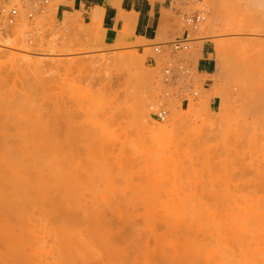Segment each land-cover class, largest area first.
<instances>
[{"label":"rangeland","instance_id":"1","mask_svg":"<svg viewBox=\"0 0 264 264\" xmlns=\"http://www.w3.org/2000/svg\"><path fill=\"white\" fill-rule=\"evenodd\" d=\"M229 1L230 0H174L173 9L167 13V19L162 28L161 36L156 41H134L132 45L128 44L126 47L122 46L116 49L115 47L109 48V46L113 44V41L105 39L101 31V34H99L98 31L95 37H90L84 33L82 34L81 30L87 27L90 22L89 19L84 17L83 13L80 12L65 11L63 14L59 13L58 7L62 0H52L49 4L48 13L41 17H36L34 20L28 21V18L24 16V10L21 9L20 22L8 28L7 32L0 33V37L3 40L8 37L12 39V37L16 36V33L21 31L20 35L22 39L20 38V41L22 43L19 41L17 46L29 50L32 49L31 51L33 52H43V56H41V54L35 55L33 53H28V55L34 57V61L24 60V64L23 59L14 58L10 54V51L19 53L23 51L10 49V46L6 44L0 46V130L4 129L3 132L6 133L4 136H7L4 138L2 134V137L0 135V144H3L2 141H5V143L7 141L6 145L11 143V147H14L15 150H20L22 145L25 143L27 144L28 141V144H25L27 147L22 148V150L31 147L30 149H32V151L29 149L30 152H34L35 148L33 149L32 146L36 147L41 145L36 147V150H48L50 153H47L48 155L51 154V157L49 158V156L45 155L47 153L43 154L41 150L39 153L42 152V156H40L41 153L40 155L38 154V151L34 152V154L31 153L33 156L29 153L25 155L26 152H23V155L20 154V156H23L22 158L28 159L30 156V159H43L41 157H44V155L46 160L51 158L56 160L58 158L56 163L58 164V169L61 168V171L59 169L60 179H58V181L60 180L59 194H61V200L65 198L63 200L65 202H61L62 205L64 206V203L67 204L68 208L70 206V208L73 207L75 209V207L80 206L81 203L82 206L80 207L100 206L97 198L100 196L102 197L104 194H109L108 197H110V194L112 196H114V194L122 196L123 194L121 193L124 192L122 190L121 193L117 191H120V188L123 190L124 188L128 189L126 186L128 184L130 185V181H132L131 183L134 182V180L131 179L135 178L133 174L136 170L134 169H137L135 173L137 174L136 177L139 179L138 181H140H135V185L143 183L147 186L149 183L151 184L148 179H151L152 183L155 182H153L154 179H157L156 182L159 184L162 180L158 181V178L160 177L159 179H161V177L168 174L167 168L164 169L165 173H163V168L165 166L162 168L163 165L161 166V164L156 163L157 166L159 165L158 167L161 166V170L155 166L156 164L154 163L147 164V162H149V160L151 161L153 158V162H160L159 158L161 157L159 155V158L155 157V155H151L153 156L151 159L148 157V154H156L157 151L168 153L170 151L181 150L180 152L183 156L182 160L186 164L185 166H187V168L189 167L188 170L191 174L193 172V175H198L197 177L202 178L204 181L206 186L205 189L203 188L204 185H200L202 187H200L202 193L204 191L210 192L211 190L209 189H212L210 193L214 190V193L221 194L222 192L225 194L236 190V186H238V191L251 190L249 180H254L255 177L264 178V121H259V123L257 121L256 124L255 122H251L252 120L248 122H239L237 118H234L236 122L232 119V117L235 116L234 114H236V107L234 108V104L238 103L240 100V95L237 96L236 94V90L238 94L240 90V88L238 90V84H236V82L240 79L237 80V78L234 77L236 82H234L235 84L233 83V85L235 86H231L229 83L232 81L231 77L234 74L233 72H235L234 66L238 64L242 66L241 63H243V61L244 64L246 60L248 63L250 62L249 65L245 64L246 67L248 66L247 68H249V66L251 67L249 71H251V69L254 70L253 65L255 63L254 67L257 69L256 73L260 72L257 64L260 65L264 61V48L261 50L262 53H259L260 55L258 53L255 54V52H253L254 55H252L253 53L249 51L254 50V48H252V46L249 48L250 45L247 46L246 42H243L244 39L241 40L240 38L245 37V33H248V30L249 32L256 33V37H263L264 16L261 17L258 14L259 9L255 4L248 6V10L246 9V11H250L248 14L253 17V21L249 22V24L251 23L250 25L247 23V27L244 26V24H238L239 27H237L238 22L235 21L236 17L242 13L235 16L231 14L227 9ZM255 11L258 15H256ZM253 13L255 15H253ZM195 14L201 15L202 21L195 25L187 24L185 22V16ZM258 18H260V20ZM256 20L258 22L260 21L262 24L260 23L261 25L259 26ZM255 24L258 27L255 26ZM234 28L239 29L238 34L240 33V36L237 34V31L233 32L236 30ZM184 32H188L192 39V41L186 44L189 48L172 55L171 51L166 47V43L172 42L178 37H182L185 34ZM13 34H15V36ZM169 34L174 35L169 37ZM12 40H14V38ZM205 41L211 42L214 46L215 57L218 64L216 73L211 77L213 85L209 90L204 89L205 78L194 71L192 75L193 87L198 91V95L196 97H190L187 105V103L183 101V84L180 83L176 87L171 88L165 87L162 84V72L166 66L177 61L181 62L184 60L188 65H196L200 44ZM62 44H64V46ZM156 44H162L159 45L160 52L155 51V47L158 46H155ZM126 51L134 53L133 60L134 63H136L130 71L127 70L125 75L127 78H134L141 73L149 74V76L152 75L151 77L154 83V88H152L154 91H151V95L149 94L150 98H148L147 107L144 108V119L140 117L139 111H128V108H126L128 103L126 99H130L127 96L129 93L127 92L126 94L122 91L124 88L122 89L120 87L121 85L119 86L120 83L118 84V82L114 80L116 78L113 79L114 82L107 80L106 82L103 81L105 83L93 81L86 75V72L81 69V66L91 65L93 63L92 59L95 56L103 57L107 55L106 53L108 52L122 53ZM25 53L26 52H23L22 54ZM249 55H252L254 62ZM256 55L259 57L262 55V59L259 58L261 61L257 59ZM41 57L43 62L41 61ZM249 57L251 58L250 60ZM54 62L57 65H55ZM245 65L244 67L242 66V69L245 68ZM235 67L237 68V66ZM244 70L246 69H243V71L240 70L242 75ZM260 74L261 73H259V75ZM237 76L239 75L237 74L236 77ZM241 77L240 74V78ZM117 85L120 87H118L119 90L126 94V101L123 100L124 95L119 93L120 91L118 89V92H115L116 94L112 91L114 87L116 89ZM108 87H112L113 89H104ZM115 89L114 91H116ZM167 91L169 92L168 96L166 95ZM118 93L121 94L123 98H121L122 96L119 97L117 95ZM235 95L237 96L236 99L234 98ZM214 97L219 98L220 104L212 109L211 101ZM159 101L163 102L168 111V116L163 121L152 115V107ZM129 102L131 101L129 100ZM142 102L143 101L140 99L135 103V106L138 104L141 105ZM122 103H124L123 106H125L126 103L123 113L129 114L128 118H121V116H119V110H121L119 108L122 107ZM197 105L204 106L200 110V114H196L193 118L185 117L186 119L180 120L183 113L187 115V111ZM120 114L122 115V111ZM222 115L226 116L224 117ZM229 116L231 118H229ZM223 117H227L228 119H224ZM184 120L186 121L184 122ZM121 121L126 122L122 123ZM168 122L174 123L170 131L163 133L152 132L155 127H159ZM234 122L239 126H236L237 124L235 123V125ZM250 122L251 124H249ZM217 128H219V134ZM227 129L228 132L226 131ZM214 130L216 131L214 132ZM211 131L214 133V136ZM222 138L225 142L221 140ZM226 138L228 139L227 141ZM206 140H209V142ZM31 141L34 143L32 142L33 145L30 144L32 146L28 148L29 142L31 143ZM38 142L39 144H37ZM122 143L123 146L126 145L127 147H123L121 145ZM193 144L195 146H193ZM113 146L114 148L117 147V149H114ZM124 148L129 150L127 151L128 153L124 151L126 150ZM119 149H124L122 151L126 153L129 158L130 156L131 158L133 157L134 159L132 160L131 158L128 159L130 163L135 162V164H130L128 161L132 166L123 163L124 166L122 164L124 158L121 159L122 157H117L118 154L120 155ZM143 150L146 152L144 153L147 158L142 157L144 155L141 153ZM140 153L142 156H140ZM126 154H123L125 158H127L125 156ZM24 155L27 156V158H25ZM52 155H55L54 158ZM110 155L112 157H109ZM115 155L117 158L121 159L114 158L115 160L121 161H117L120 163V167L119 163L116 165L117 162H115V160V163L113 162V157ZM108 157L111 158V160L108 159ZM128 159H126V161ZM142 159L146 160L144 162L145 165ZM138 161L139 163H136ZM143 167L146 170L143 169L144 171H139ZM150 167L154 168L151 171L152 173L153 170L155 171L157 169L156 171L160 173L159 170H161L163 175L160 173L159 176L158 174L156 176V171L154 173L155 175H150L152 174L149 169ZM142 171L144 172L143 174L141 173ZM148 171V176L144 178V174L147 175L145 172ZM139 172L142 174L143 178L140 176L141 174H139ZM123 177H125L127 181L123 180L125 179ZM115 178L116 180L118 178V182ZM125 181L128 184H125ZM115 182L117 184L115 188H119L117 191L114 189L116 185H114ZM124 184L125 186L123 188L122 186ZM129 185L128 187L132 189L127 190L128 193L129 191L133 193L136 186H138L134 185L133 187L132 184ZM109 187H111V189ZM198 189H196L197 192H199ZM107 195L104 197H107ZM95 196L98 201L95 200L94 203H90V201L94 200L93 197ZM120 197L117 198L121 199L123 196ZM87 198L92 199L89 201ZM83 201H87V204L83 203Z\"/></svg>","mask_w":264,"mask_h":264},{"label":"bare ground","instance_id":"2","mask_svg":"<svg viewBox=\"0 0 264 264\" xmlns=\"http://www.w3.org/2000/svg\"><path fill=\"white\" fill-rule=\"evenodd\" d=\"M118 1L119 0H106V6L114 5ZM117 4L119 5V3ZM253 4L259 9L258 14L261 17L264 16V0L229 1L227 9L231 14H234V16L241 13L243 14L239 15L240 17H236L235 21L238 22L237 27H239L238 24H244V26H246L247 23L249 24V22L253 21V17L248 14L250 11H246V9L248 10V6ZM103 10L104 8L101 7L95 8L91 21L86 28L81 30L82 34L84 33L90 37H95L98 31L99 34H101ZM258 14L256 13V15ZM253 15L255 14L253 13ZM258 19L260 20V18ZM258 23L259 26L262 24L260 21H257V24ZM255 26L257 25L255 24ZM238 30L239 29H236L233 32L237 31L238 34ZM20 34L21 31L16 33V36L13 34L15 37H12V39L14 38V40L9 37L3 40L0 37V46L6 44L10 46V49L26 52L22 54L23 52L10 51L12 57L21 58L23 61H34V57L28 55V53H33L35 55L41 54V56H43V52H33L31 51L32 49L29 50L18 47L17 45L22 39ZM255 34L256 33L249 32L248 30V33H245V37L242 36L243 38L240 39H244L243 42H246L247 46L250 45L249 48H251V46L254 48V50L249 49L250 53L255 52V54H259L264 48V36L261 37V39L256 37ZM132 35L131 29L126 33H120L118 38L113 41V44L110 46L108 45L109 48L115 47L116 49L122 46L126 47L128 44H134V41L130 39ZM238 35L240 36L241 34L239 33ZM20 43L22 42L20 41ZM62 45L64 46V44ZM201 45L202 43L200 47ZM106 54L107 55L103 57L95 56L92 59L93 63L91 65L81 66V69L86 72V75L91 78V80L101 82H106V80L114 82L115 80L118 84L120 83L119 86L121 85L120 87L122 89H125L122 90L124 93H129L127 96L130 98L129 100L131 102H129L127 98V107L126 103L125 106H123L124 103H122V107L119 108L121 109L119 112L121 113L122 111V115L119 113L121 118H128L129 116V114L123 113L124 107H126L128 111H139L140 117L144 119V108L147 107L148 98H150L149 96L154 91L152 75L149 76V74L141 73L134 78H127L125 76L127 70L130 71L132 67L136 65L133 60L134 53L126 51L122 53L108 52ZM252 55H254V53ZM252 55L249 56L253 60ZM261 56H257L259 61L262 59ZM250 57L249 60L251 59ZM41 61L43 62L42 57ZM24 64L22 65L25 66ZM241 64L244 67L245 64L249 65L250 62L248 63L246 60L245 64L244 61ZM55 65L57 64L55 63ZM254 65L253 68L255 72L252 69L249 71L251 67L249 66V68H247L248 66L246 67L245 65L243 69L246 70H244L243 75L240 73V70L243 71L242 66H240V64L235 65L237 68L234 66L235 72H233V75L231 73L232 81H230L229 84L235 86L233 85V83L236 82L235 78H237V80L240 79L236 82V84H238V90L240 88L239 94L236 90L237 96L240 95V100L238 103L235 102L236 104H234V108L236 107V114H234L235 116H233L232 119L234 120V118H237L239 122H248L252 120L251 122L257 124V121L258 123L259 121H264V61L260 65L257 64L260 72L256 73L257 69H255ZM236 73L239 76L236 77ZM239 73L242 76L241 78ZM259 73L261 74L259 75ZM119 86L117 85L116 89L114 87L116 91H114L112 87L104 89L110 88L113 89L112 91L114 93H117L120 88ZM119 91V93L124 95L123 100H125L127 97H125L126 94L121 90ZM119 93L117 95L121 97L122 95ZM237 96L235 95L234 98L236 99ZM121 98H123V96ZM140 99L143 101L141 105L138 104L135 106V103ZM197 106L190 108V110L188 109L187 115L183 113L180 120L182 121L185 117L193 118L196 114H200V110L204 106ZM230 116L229 118H231ZM185 121L186 120H184V122ZM121 122L123 123L126 121ZM236 122H234V124ZM251 122L249 124H251ZM173 125V122H168L159 127H155L152 132H167L170 131ZM236 126L239 125L237 124ZM217 129L218 132L219 128ZM3 131L4 129L0 130V135L2 134L4 136L6 133ZM215 131L216 130H214V132ZM226 131L228 132V129ZM212 134L214 136L213 132ZM5 137L7 136H4V138ZM223 138L221 140H223ZM227 140L226 138V141ZM2 142L3 144H0V264H264L263 177H255L254 180H249L251 190L248 191H238V186H236V190L225 194L222 192L221 194L215 192V194L214 190L210 193L212 189L209 188L207 189L211 190L210 192L204 191L202 193V187L200 185H204L203 188L205 189L206 186L204 181L202 178L197 177L198 175H193V172L191 174L188 170L189 167L187 168V166H185L186 164L182 160L183 156L180 152L181 150L170 151L168 153L156 150L158 152H156L157 155L148 154V157L151 159L155 155V157L159 158V155L161 158L157 160L160 162H153V158L151 161L149 160L151 163L147 162V164L159 163L161 166L163 165L162 168L165 166L163 168V173H165L164 169L167 168L168 174L161 177V179H159L160 177H156L158 181L162 180L159 184L154 177L153 182L155 181L156 183H152L151 179H148L151 184L149 183V185L145 186L141 183L140 185L136 184L138 185L136 186L134 184L135 181H140H138L139 179L136 177L137 174L135 172H137V169L133 168L136 170L134 174L131 172L135 178H131L134 182L131 183L132 181H130V185L132 184L133 187L134 185L136 186L133 193L130 191L128 193L127 191L132 188L128 187L129 184L126 182V175L123 177L125 178L123 180H126V183H124L128 184L126 186L128 189L124 188V184L123 186L119 185L122 186L124 190L120 188V191H117L119 188H115L117 184L116 182L114 183V185L116 184L114 189H116L117 192H124L121 193L123 197L120 195L122 198L115 194L114 196L110 194V197H108L109 194H104L102 197L97 196L98 201L95 196L93 197V201H90L92 198L87 199L90 203H94L95 200H97L100 206L80 207L82 203H79L80 206L78 207L80 208L75 207L74 209L73 207L70 208V206L68 208V205L65 203L63 206L61 203L65 202L63 201L65 198L61 200L60 198L62 197H60L61 194H59L60 180L58 181V179H60L59 169L61 171V168L58 169V164L56 163L58 158L56 160L47 158L48 160H46L45 155L50 158L51 154L48 155L50 152L48 150L43 151V149L39 147L43 151V154L48 152L44 157H41L43 159L45 158L44 160L37 158L30 159V156L28 159H24L22 158L23 156H20L23 152H26L25 155L29 153L33 156L31 153L34 154V152L38 151V154L40 155L41 153L40 156H42V152L39 153L41 150H36V147L41 145L35 147L32 146L33 141H31V143L29 142L28 148L30 146H32L33 149L35 148L34 152H30V150L32 151V149H30L31 147L29 148L30 150H22V148L27 147L28 141L27 144L25 143L26 145L20 144L22 145L20 150H15L14 147H11V143L6 145L7 141L6 143L5 141ZM207 142H209V140ZM37 144H39V142ZM121 145L123 146V143ZM124 146L127 147L126 145ZM193 146L195 145L193 144ZM114 149H117V147ZM124 149H119L120 155L123 152L122 150L126 152L129 151L127 148ZM19 151L22 152L20 153ZM144 152L143 150L141 153L144 155L142 156L140 153V156L147 158L145 156L146 152ZM123 154L126 153L123 152ZM123 154L121 156L119 154L116 155L117 157H122L121 159L124 158L122 164L124 163L127 165L130 163L129 159L131 156L129 158L126 154L125 156L127 158H125ZM25 155L24 157L27 158ZM116 155L113 157V162L115 159L121 160L117 158ZM54 156L52 155L53 158ZM109 157L112 156L110 155ZM109 157L108 159L111 160ZM126 159L128 160L126 161ZM132 159L134 158L132 157L131 160ZM119 160H115V162ZM142 160L144 164L146 160ZM139 161L136 163H139ZM119 162H117L116 165H118ZM130 164L134 165L135 162ZM155 166H157V164ZM160 167L158 168L161 169ZM143 169L144 167L140 170L138 168L139 171ZM149 169L151 172L154 168L150 167ZM161 170H159L160 173H162ZM143 171L141 172L142 174L144 173ZM155 171L153 170V173L151 172L152 174L150 175L153 176L156 174L157 176L158 174L159 176L160 173L157 171V173H155ZM141 173L139 172V174ZM145 173H147V175L144 174V178L148 176L149 171ZM142 174L140 176L143 178ZM109 188L111 189V187ZM196 189H198L199 192H197ZM106 195L107 197H104ZM116 196L121 199H118ZM86 202L83 201V203Z\"/></svg>","mask_w":264,"mask_h":264},{"label":"crops","instance_id":"3","mask_svg":"<svg viewBox=\"0 0 264 264\" xmlns=\"http://www.w3.org/2000/svg\"><path fill=\"white\" fill-rule=\"evenodd\" d=\"M117 3L106 6V0H62L58 12H80L91 21L95 8L101 7L104 8L102 35L105 39L115 41L120 33L131 29L132 41L152 42L161 36L167 13L173 9L174 0H119ZM172 35L174 34H169V37ZM217 66L214 46L205 41L199 48L196 65L192 66L198 75L205 78L204 89L212 88L211 77L216 73ZM219 104V98L214 97L211 108H216Z\"/></svg>","mask_w":264,"mask_h":264},{"label":"built area","instance_id":"4","mask_svg":"<svg viewBox=\"0 0 264 264\" xmlns=\"http://www.w3.org/2000/svg\"><path fill=\"white\" fill-rule=\"evenodd\" d=\"M52 0H0V33H5L8 28L17 25L21 20V9L24 10V16L29 20H34L36 17H41L48 13L49 4ZM185 1V0H179ZM202 21V16L187 15L185 16V22L187 24H198ZM192 39L188 32L182 37H178L176 40L166 43V47L171 51L172 55L178 52L187 50L186 46ZM158 45V46H157ZM162 44H156L155 51L160 52V46ZM194 69L187 62L182 60L181 62H174L166 66L162 72V84L167 87H176L180 83L183 84V101L189 103L190 97H196L198 91L193 87ZM169 95V92H166ZM152 115L159 119L165 120L168 115V111L162 101H159L152 107Z\"/></svg>","mask_w":264,"mask_h":264}]
</instances>
